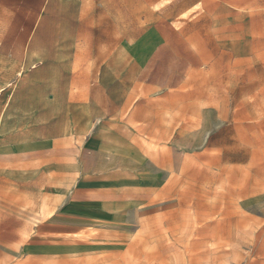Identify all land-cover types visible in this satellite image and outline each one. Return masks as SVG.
I'll use <instances>...</instances> for the list:
<instances>
[{
	"label": "rangeland",
	"instance_id": "obj_1",
	"mask_svg": "<svg viewBox=\"0 0 264 264\" xmlns=\"http://www.w3.org/2000/svg\"><path fill=\"white\" fill-rule=\"evenodd\" d=\"M101 125L153 171L138 208L30 257L52 181L0 184V264H264V0H0V144L59 135L77 155Z\"/></svg>",
	"mask_w": 264,
	"mask_h": 264
},
{
	"label": "crops",
	"instance_id": "obj_2",
	"mask_svg": "<svg viewBox=\"0 0 264 264\" xmlns=\"http://www.w3.org/2000/svg\"><path fill=\"white\" fill-rule=\"evenodd\" d=\"M69 143L65 136L51 135L0 144V184L4 190L38 188V180L46 177L52 181L41 186L42 191H51L46 195L52 201L41 211L49 213L48 217L23 244L27 256L74 254L77 251L74 237L86 235L94 227L127 221L128 214L138 208V197L133 196L132 189H136L140 177L152 178L153 171L145 157L109 125H101L91 138H86L77 155ZM92 156L118 160L132 173L91 179L90 172L85 170L90 168ZM123 188L129 192L124 194Z\"/></svg>",
	"mask_w": 264,
	"mask_h": 264
}]
</instances>
